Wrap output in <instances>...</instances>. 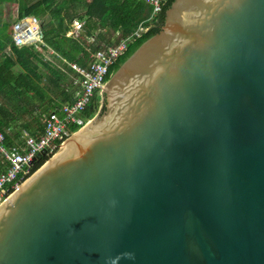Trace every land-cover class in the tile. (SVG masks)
<instances>
[{
    "label": "water",
    "instance_id": "obj_1",
    "mask_svg": "<svg viewBox=\"0 0 264 264\" xmlns=\"http://www.w3.org/2000/svg\"><path fill=\"white\" fill-rule=\"evenodd\" d=\"M105 109L0 205V264H264V0H174Z\"/></svg>",
    "mask_w": 264,
    "mask_h": 264
},
{
    "label": "trees",
    "instance_id": "obj_2",
    "mask_svg": "<svg viewBox=\"0 0 264 264\" xmlns=\"http://www.w3.org/2000/svg\"><path fill=\"white\" fill-rule=\"evenodd\" d=\"M173 1L167 0L161 13L150 19L153 7L144 0H0V52L13 40L9 34L12 21L35 15L43 27L46 43L63 56L51 54L46 46L41 52L34 44L18 47L13 42L10 55H0V131L5 135V144L21 142L22 130L34 125L42 132L44 114L64 103H74L75 97L70 94L74 89L70 85L73 70L64 59L88 66L92 52L119 44L144 21L148 28L141 37H131L125 53L110 67L108 80L145 40L161 30L165 12ZM15 3L18 4L17 13ZM75 18L86 20L83 33L94 39L89 48L67 35ZM46 54L48 58L44 57ZM100 97L97 94V99L84 112L88 118L95 114ZM78 129L71 127L72 132ZM51 156L42 155L33 173ZM0 166V170H6V166Z\"/></svg>",
    "mask_w": 264,
    "mask_h": 264
},
{
    "label": "built area",
    "instance_id": "obj_3",
    "mask_svg": "<svg viewBox=\"0 0 264 264\" xmlns=\"http://www.w3.org/2000/svg\"><path fill=\"white\" fill-rule=\"evenodd\" d=\"M165 2L167 0H146V3L153 7L150 19L161 13ZM84 24L83 20H75L67 35L74 36L89 48L91 40L89 41L83 33ZM147 28L143 21L135 32L119 44L92 53V60L88 66L64 59L76 73L70 84L74 88L72 93L76 101L63 105L60 111L50 112L44 119V132L39 137L31 135L24 129L23 141L7 146L5 135L0 131V162L6 166L5 171L0 170V205L33 174V167L42 155H52L62 145L70 136L72 125L84 124V119L80 115L93 102L97 93L103 94L110 67L125 53L131 37H141ZM11 34L19 46L34 44L44 52V46L47 45L44 30L35 16L17 19L11 26ZM48 48L51 54H57L49 46ZM44 57L48 58V55Z\"/></svg>",
    "mask_w": 264,
    "mask_h": 264
},
{
    "label": "clouds",
    "instance_id": "obj_4",
    "mask_svg": "<svg viewBox=\"0 0 264 264\" xmlns=\"http://www.w3.org/2000/svg\"><path fill=\"white\" fill-rule=\"evenodd\" d=\"M29 16H35V15H28V16H25V17H29ZM25 17H23V18H25ZM35 17H37V16H35ZM37 18H38V17H37ZM18 19H21V18H18ZM77 19H79V18H75V19L73 20V22H74L75 20H77ZM38 20H39V18H38ZM79 20H83V21H85V24H86V20H84V19H79ZM15 21H16V20H15ZM15 21H14V22H15ZM14 22H13V23H14ZM39 22H40V20H39ZM73 22L70 23V28H69V29H71ZM13 23H12V24H13ZM12 24H11V26H12ZM40 24H41V22H40ZM85 24H84V28H85ZM140 24H141V23H140ZM140 24H139V25H140ZM41 26H42V25H41ZM42 28H43V27H42ZM10 32H11V27H10ZM83 32H84V31H83ZM91 38H92V37H91ZM45 42H46V41H45ZM46 44H47V43H46ZM47 45H48V44H47ZM47 45H46V47L49 46V45H48V46H47ZM49 47H50V46H49ZM50 48H52V47H50ZM53 50H54V49H53ZM54 51H55V50H54ZM55 52H56V51H55ZM56 53H57V52H56ZM92 53H94V52H92ZM92 53H91V54H92ZM57 56H58L59 58H63V56L59 55L58 53H57ZM48 57H49V55H48ZM91 60H92V59H91ZM70 62H72V61H70ZM90 62H91V61H90ZM66 65H67L68 67H70L68 64H66ZM71 69H72V68H71ZM72 70H73V69H72ZM108 75H109V74H108ZM108 75H107V76H108ZM106 82H107V77H106ZM106 82H105V84H106ZM97 94H99V93H97ZM100 96H101V97H100V98L98 99V101L96 102L98 107H97V110L95 111V114H94L91 118H88V117L85 115L84 112H85L86 109L88 108V106H89V105H88L87 108H86V109L81 113V115H80V116L84 119V124H83V125H72V126H77L79 129L82 128L83 126H85V125L89 122V120H91L94 116H96L97 114H99V113L101 112V110H103L104 105H105V96H104V93H103V94H100ZM95 99H97V95L94 97L93 102L95 101ZM93 102H92V103H93ZM92 103H91V104H92ZM72 126H71V127H72ZM70 129H71V128H70ZM79 129H78V130H79ZM78 130H76V131H74V132L71 131V134H70L69 137H71V136H72L75 132H77ZM69 137H68V138H69ZM68 138H67V139H68Z\"/></svg>",
    "mask_w": 264,
    "mask_h": 264
},
{
    "label": "crops",
    "instance_id": "obj_5",
    "mask_svg": "<svg viewBox=\"0 0 264 264\" xmlns=\"http://www.w3.org/2000/svg\"><path fill=\"white\" fill-rule=\"evenodd\" d=\"M145 2H146V0H144ZM14 21H12V23H13ZM11 23V24H12ZM11 24H10V26H11ZM10 32V31H9ZM11 36H12V38H13V40H12V42L13 43H15V45H17L16 44V42H15V39H14V36H13V34H11V32L9 33ZM12 42H10V43H8L7 44V47L2 51V52H0V55L2 54V53H7L8 55H10V51H11V49H12ZM32 44H26V45H22V46H19V45H17L18 47H23V46H31ZM1 57V56H0ZM71 95H73L74 96V94L73 93H70ZM75 97V96H74ZM75 101H76V98H75ZM74 101V102H75ZM65 104H69V103H64V104H62L58 109H56L55 111H60V109L63 107V105H65ZM73 104V103H72ZM48 114H44L42 117H41V122H42V132H41V130H39V128L38 127H36V125H34V126H31V127H33V128H30V129H26V130H28L29 131V133L31 134V135H33V136H35V137H39L43 132H44V119H45V117L47 116ZM24 130V129H23ZM23 130H22V132H23ZM22 132H21V142L23 141V134H22ZM20 142H16L15 144H19ZM13 145V144H12ZM0 165H1V162H0Z\"/></svg>",
    "mask_w": 264,
    "mask_h": 264
},
{
    "label": "rangeland",
    "instance_id": "obj_6",
    "mask_svg": "<svg viewBox=\"0 0 264 264\" xmlns=\"http://www.w3.org/2000/svg\"><path fill=\"white\" fill-rule=\"evenodd\" d=\"M15 4H16V3H15ZM14 11H15V13H17V12H18V4H16V5H15V9H14ZM10 27H11V26H10ZM10 27H9V30H10ZM90 40H91L92 42L94 41V39H93V38H90V39H89V41H90ZM75 74H76V73H74V71H73V73H72V75H71V76H73V75H75Z\"/></svg>",
    "mask_w": 264,
    "mask_h": 264
}]
</instances>
